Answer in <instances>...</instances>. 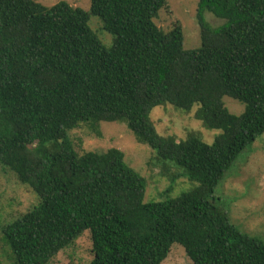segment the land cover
I'll return each instance as SVG.
<instances>
[{"label":"trees","instance_id":"trees-1","mask_svg":"<svg viewBox=\"0 0 264 264\" xmlns=\"http://www.w3.org/2000/svg\"><path fill=\"white\" fill-rule=\"evenodd\" d=\"M166 0H0V166L37 201L0 223L10 264H57L55 255L90 233L87 264H160L173 243L193 264H264V239L240 231L217 206V183L264 132V0H198L200 46L183 48L181 25L155 19ZM208 11L225 24L212 26ZM113 35L105 47L90 16ZM244 104L230 113L222 98ZM182 110L219 129L211 144L160 136L153 106ZM125 122L138 142L196 183L164 201H144L146 179L118 148L78 152L80 122Z\"/></svg>","mask_w":264,"mask_h":264},{"label":"rangeland","instance_id":"rangeland-1","mask_svg":"<svg viewBox=\"0 0 264 264\" xmlns=\"http://www.w3.org/2000/svg\"><path fill=\"white\" fill-rule=\"evenodd\" d=\"M46 6L58 1L88 10L90 0H35ZM198 0H166L155 19L158 26L165 30L178 22L183 33V48L194 49L200 46L199 27L196 20ZM206 21L216 27L225 24L226 19L219 18L206 11ZM89 27L105 47L112 45L113 35L102 27L97 16H90ZM230 113L240 114L244 104L229 96L222 98ZM199 104L190 110H182L164 103L153 106L149 118L160 136L175 140H184L196 136L211 144L221 130L208 128L198 118ZM76 151H103L114 147L124 154L128 166L146 179L144 201H164L175 198L195 187L196 183L184 176L178 177L181 168L170 160L156 155L147 144L138 142L125 122L99 121L80 122L69 131ZM214 194L216 204L224 209L236 227L251 236L264 239V132L243 148L233 163L224 172L217 183ZM37 201L30 187L19 182L16 175L7 167L0 166V223L8 222ZM90 233L84 230L70 245L60 250L54 257L57 264H87L92 258ZM0 264H10L8 251L0 243ZM160 264H193L183 247L173 243L167 257Z\"/></svg>","mask_w":264,"mask_h":264}]
</instances>
